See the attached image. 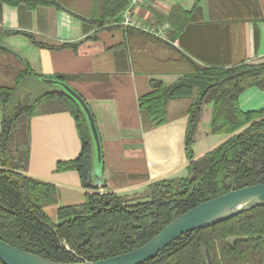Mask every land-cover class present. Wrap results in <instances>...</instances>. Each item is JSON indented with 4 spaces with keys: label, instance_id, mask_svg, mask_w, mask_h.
<instances>
[{
    "label": "trees",
    "instance_id": "trees-1",
    "mask_svg": "<svg viewBox=\"0 0 264 264\" xmlns=\"http://www.w3.org/2000/svg\"><path fill=\"white\" fill-rule=\"evenodd\" d=\"M2 1L12 5L20 3L19 0ZM24 2L31 9L49 3ZM95 3L100 13L78 18L101 28L120 26L127 8L125 0H96ZM50 4L60 7L55 1ZM191 16L179 6L172 9L166 19L172 28L169 33L172 42L182 35ZM128 29L141 37L161 41L142 31ZM18 33L7 31L2 35ZM22 34L42 46L33 35ZM175 51L187 66L183 78L171 87L153 81L152 92L140 98L139 108L143 128L150 130L166 123L170 101L195 100L189 110L185 139L188 175L179 180L164 179L149 184L139 202L102 192L106 186L94 173L95 146L89 122L78 102L62 88L45 92L27 103V80L33 78L39 82L41 79L26 69L16 76L14 86L0 85L3 113L0 240L50 261L97 262L138 250L178 217L206 201L264 184V110L244 112L239 103L241 94L248 88L264 90V62L205 66ZM45 104L52 105L48 111H67L73 116L82 144L79 157L59 162L56 171L78 173L86 200L82 205L59 208L58 224L44 211L55 203L56 187L26 174L31 154L30 120L39 112L38 106ZM206 105L212 107L211 134L229 138L196 157L194 145ZM25 113L29 115L27 127H16ZM0 264L3 263L0 261ZM145 264H264V206L188 233Z\"/></svg>",
    "mask_w": 264,
    "mask_h": 264
},
{
    "label": "crops",
    "instance_id": "crops-1",
    "mask_svg": "<svg viewBox=\"0 0 264 264\" xmlns=\"http://www.w3.org/2000/svg\"><path fill=\"white\" fill-rule=\"evenodd\" d=\"M19 1L12 5L0 0L1 44L11 51L2 50V54L18 60L22 70H31L40 79L62 78L84 98L102 143L103 164L94 170L105 183L102 192L133 202L142 200L155 181L188 175L185 139L190 106L183 103L192 98L170 101L166 123L150 130L143 128L139 108L140 98L152 92L153 81L171 87L183 78L187 66L175 49L205 66L264 62V0H147L134 9L139 20L156 26L168 23L176 6L191 13L189 25L175 42L169 37L172 28L166 40L157 42L122 24L101 28L78 18L100 13L96 0H29L49 2L32 9L25 0ZM53 1L60 7L50 4ZM7 31L20 33L2 35ZM22 33L33 35L42 46ZM11 73L6 70L0 82H7ZM27 81L36 83L33 78ZM239 103L244 112L264 110V90L248 88ZM207 106L210 118L204 117L207 111L203 109L194 145L196 157L229 138L212 135L206 127L212 112ZM51 112L39 111L30 120L26 174L56 187L55 203L44 211L48 215L51 210L58 218L59 208L82 205L86 191L78 173L56 171L59 162L79 157L82 144L73 116L67 111ZM2 121L0 111V136Z\"/></svg>",
    "mask_w": 264,
    "mask_h": 264
},
{
    "label": "water",
    "instance_id": "water-1",
    "mask_svg": "<svg viewBox=\"0 0 264 264\" xmlns=\"http://www.w3.org/2000/svg\"><path fill=\"white\" fill-rule=\"evenodd\" d=\"M1 50L11 52L0 45ZM41 81L48 85H58L83 109L92 133L95 146V159L103 164L102 143L96 119L88 103L66 82L58 79ZM264 206V184L231 191L206 201L170 223L146 245L133 252L97 262L62 263L50 261L29 252L20 250L0 240V261L3 264H145L155 259L159 253L182 236L218 225L243 213Z\"/></svg>",
    "mask_w": 264,
    "mask_h": 264
},
{
    "label": "rangeland",
    "instance_id": "rangeland-1",
    "mask_svg": "<svg viewBox=\"0 0 264 264\" xmlns=\"http://www.w3.org/2000/svg\"><path fill=\"white\" fill-rule=\"evenodd\" d=\"M150 49V48H149ZM2 51V50H0ZM2 56H5L2 57ZM8 64H10V66H8ZM23 69V65L21 63L18 62V60L14 59L13 57H11L10 55H3L2 52H0V76H2V74L6 71L9 70L12 75L11 78H9L7 80V82H0V84H3L5 86H9L12 87L15 85L16 83V76H18L19 72ZM60 89V86L58 85H48V84H43L41 81L37 82H30L29 83V87L28 90L25 91V93H27L29 96L27 97L29 100H27L26 102L29 103V101H33V99L39 95H42L45 92H51V91H57ZM22 94H24L23 91H21ZM185 103H183V106H190L195 102L194 99H186V101H184ZM52 109V105L51 104H45V105H40L37 108V111H45V112H51L48 110ZM205 110V114L204 117H208L210 118V114L208 113V111L210 110V107H206L204 108ZM54 113V112H51ZM208 113V115H207ZM28 120H29V115L27 113H25L24 115H22L19 120L16 122V127L19 126H26L28 124ZM209 123V121H208ZM205 126V125H203ZM210 123L206 125V127L209 129L210 127ZM101 166L100 163L97 161V159H95V169L98 171L100 170ZM175 180H179V179H175ZM59 196V195H58ZM55 200H56V195H55ZM54 212V211H53ZM48 215L49 218L51 219V221H53L54 223L58 224L59 220L56 216V213H52L51 210H48Z\"/></svg>",
    "mask_w": 264,
    "mask_h": 264
},
{
    "label": "built area",
    "instance_id": "built-area-1",
    "mask_svg": "<svg viewBox=\"0 0 264 264\" xmlns=\"http://www.w3.org/2000/svg\"><path fill=\"white\" fill-rule=\"evenodd\" d=\"M127 8L123 13L122 25L126 28H132L149 34L155 38L166 40L167 32L171 28L170 24L166 23L162 26H156L145 23L139 20L134 12V9L146 4L147 0H125Z\"/></svg>",
    "mask_w": 264,
    "mask_h": 264
}]
</instances>
